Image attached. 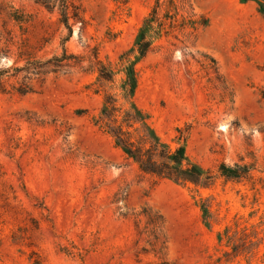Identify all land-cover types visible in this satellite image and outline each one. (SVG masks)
<instances>
[{
    "label": "rangeland",
    "instance_id": "1",
    "mask_svg": "<svg viewBox=\"0 0 264 264\" xmlns=\"http://www.w3.org/2000/svg\"><path fill=\"white\" fill-rule=\"evenodd\" d=\"M155 1L78 0L65 41L57 10L0 0V264H264V0H194L208 23L139 58ZM64 46L71 66L16 69ZM126 111L203 177L142 171L111 132Z\"/></svg>",
    "mask_w": 264,
    "mask_h": 264
},
{
    "label": "trees",
    "instance_id": "2",
    "mask_svg": "<svg viewBox=\"0 0 264 264\" xmlns=\"http://www.w3.org/2000/svg\"><path fill=\"white\" fill-rule=\"evenodd\" d=\"M42 4L49 11L55 10L59 13V21L69 29V36L65 41L73 35L74 29L71 20L82 21V6L78 0H34ZM13 19L17 22H26L28 18L20 15L19 11L13 14ZM206 18H199L194 11V0H156L152 10L146 19L137 42V52L139 58H144L154 48L155 41L164 35L178 36V32L188 27L198 28L206 25ZM75 57L69 54L68 49L64 46V53L56 55L47 60L35 59L28 60L24 67H16L18 71L25 70L28 74L36 75L43 73V69L51 71H59L65 67L71 66V61ZM127 77L124 79L127 92L133 93L137 87V76L134 67L127 68ZM3 75V73L0 72ZM100 75L106 79L112 80L113 74L108 72L106 68L101 69ZM20 92L25 93L24 90ZM104 114L109 116L112 111L106 104ZM131 112L126 111L121 124L111 127V132L116 138V142L121 146L126 154L135 159L140 169L145 173L154 176H164L172 179H183L190 181H199L203 175V170L196 164L190 162L186 156V143L180 144L175 150L164 147L158 140L146 133L147 128L144 126L143 133L138 139H133V133L124 127H134V122H138ZM139 130V129H137ZM239 166V164H236ZM222 172L228 176L237 177L239 172L236 168H228L221 166Z\"/></svg>",
    "mask_w": 264,
    "mask_h": 264
}]
</instances>
